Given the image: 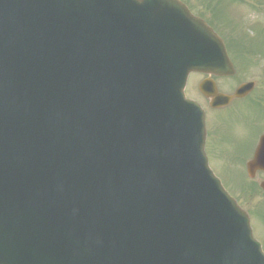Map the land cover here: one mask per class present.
Masks as SVG:
<instances>
[{
  "label": "water",
  "instance_id": "95a60500",
  "mask_svg": "<svg viewBox=\"0 0 264 264\" xmlns=\"http://www.w3.org/2000/svg\"><path fill=\"white\" fill-rule=\"evenodd\" d=\"M153 1L146 25L182 52L117 72L109 101L101 9L0 0V264H264L183 97L189 73L234 74L225 46L179 1ZM58 5L62 15L47 11Z\"/></svg>",
  "mask_w": 264,
  "mask_h": 264
},
{
  "label": "rangeland",
  "instance_id": "374dc122",
  "mask_svg": "<svg viewBox=\"0 0 264 264\" xmlns=\"http://www.w3.org/2000/svg\"><path fill=\"white\" fill-rule=\"evenodd\" d=\"M187 4L193 9L196 14L201 16V8L203 10L204 8L199 2V0L188 1ZM251 5L256 6V3L251 1H244L233 6L231 2L225 1L224 4L221 6L224 12L225 21H229L235 26H237L238 24L239 29H237L236 35L239 37H241V35H248L249 37L254 38L256 37L257 31L260 32L261 29H264V13H258L256 11L251 10L249 8ZM261 5H264V0ZM202 16L207 20L213 19V16L209 13V11H205ZM240 22H242V24ZM221 33H224L222 29ZM255 42L259 43L257 46L254 47H256L260 52H263L264 38L256 39ZM255 58L257 61L256 64L254 61L253 68L255 69L256 67L259 69L260 67L262 70L264 58ZM243 63L244 64L242 65L237 63L239 71H237V74L233 78V80L238 81L239 78L245 74L247 76L248 74L245 71L252 73V69L251 71L249 70L250 67H248V62H246V64L245 62ZM190 77L191 79L189 80L187 92L188 94H191V96L193 95L192 97H197L200 99L198 95L194 94L196 93L197 89L195 87V83L201 79V76L194 75ZM247 107V103L243 101L238 102L233 108H238L239 113H219L215 125L216 131L219 132L220 139L214 142V147L215 149L227 153V155L220 159H217L215 156L214 158L212 157L211 168L216 172L217 176L221 178V180H223V185L229 193L239 190L245 184L244 160L238 159L235 154L240 151L242 144L246 141V135L248 133L249 127V124L245 126V109ZM233 108H230L227 111H230ZM261 199L262 196L261 194H259L255 204L258 205ZM256 207L254 208V210L256 209ZM252 227L256 237L259 239V241L263 244L264 247V207L260 215H258L257 218L254 217L252 221Z\"/></svg>",
  "mask_w": 264,
  "mask_h": 264
},
{
  "label": "flooded vegetation",
  "instance_id": "af4514ba",
  "mask_svg": "<svg viewBox=\"0 0 264 264\" xmlns=\"http://www.w3.org/2000/svg\"><path fill=\"white\" fill-rule=\"evenodd\" d=\"M185 1H194V0H185ZM261 57L264 58V55ZM255 59V60H254ZM256 64V58L253 56L250 58V71L252 69V73H248L247 77L250 79L248 82H253L254 88L249 93L247 97L244 99L234 100L230 105L224 107L222 109H211V100H208L205 97H202L201 105L206 110V119H207V145L209 150V155L212 157H216L217 159L223 158L227 155V153L215 149L214 142L220 139L219 132L216 131L215 125L219 116V113H230L237 114L239 113L238 108H233L235 104L240 101H243L248 104V107L245 109V126L249 124L248 133L246 135V141L242 144L239 152L235 154V156L244 160V164L246 162L252 161L256 157L257 149L260 143L261 138L264 136V64L261 68L259 67L255 69L253 68V64ZM208 77L203 75L201 76V81L206 80ZM216 83L220 92L226 94H232L236 88L243 84V82L239 83L233 79H217ZM230 111H227L228 109ZM213 145V147H212ZM212 147V149H211ZM247 165V164H246ZM264 183V171L259 170L256 173L255 179L250 180V189L248 194L244 197L239 190H236L237 196L239 200L243 202L251 211L253 216L257 218L260 215L263 207H264V190L262 189V184ZM261 194L262 199L259 204H255L258 195ZM257 205V207H256ZM256 209L254 210V208ZM252 216V215H251Z\"/></svg>",
  "mask_w": 264,
  "mask_h": 264
},
{
  "label": "trees",
  "instance_id": "16d2710c",
  "mask_svg": "<svg viewBox=\"0 0 264 264\" xmlns=\"http://www.w3.org/2000/svg\"><path fill=\"white\" fill-rule=\"evenodd\" d=\"M233 1H237V0H233ZM218 11V12H217ZM213 14H214V16L217 18L220 14H221V12H219V10L217 9H215L214 11H213Z\"/></svg>",
  "mask_w": 264,
  "mask_h": 264
}]
</instances>
